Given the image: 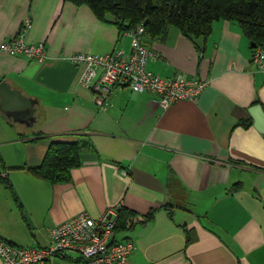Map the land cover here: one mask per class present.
I'll return each instance as SVG.
<instances>
[{
    "label": "crops",
    "instance_id": "0c3cea01",
    "mask_svg": "<svg viewBox=\"0 0 264 264\" xmlns=\"http://www.w3.org/2000/svg\"><path fill=\"white\" fill-rule=\"evenodd\" d=\"M26 18V40L44 41L47 58L0 50V83L33 108L29 114L13 98L0 103V238L46 246L52 225L120 205L137 217L153 210L147 221L116 232L135 245L126 264H264V133L253 121L240 124L252 118L253 104L264 109V72L237 22L215 20L197 38L200 49L175 27L162 39L143 38L157 54L148 70L207 82L195 100L163 109L155 94L127 85L101 91L99 105L77 84L71 53L130 48L131 36L110 16L99 19L68 0H0V42L16 36ZM52 141L81 146L66 181L26 168L41 163ZM33 264L102 263L68 253Z\"/></svg>",
    "mask_w": 264,
    "mask_h": 264
},
{
    "label": "built area",
    "instance_id": "2783aa9c",
    "mask_svg": "<svg viewBox=\"0 0 264 264\" xmlns=\"http://www.w3.org/2000/svg\"><path fill=\"white\" fill-rule=\"evenodd\" d=\"M30 25L26 18L18 34L0 42V50L8 54H22L43 62L47 58L44 41L29 42L24 30ZM131 36L130 48L114 49L108 53L74 52L68 59L79 67L77 84L94 93V101L101 105L104 94L115 85L129 86L137 92L155 94L154 102L165 109L178 100H195L206 80L176 75L163 77L147 69L149 59L157 54L150 50L143 38H149L143 25L123 31ZM252 60L264 72V42L253 47ZM120 205L109 207L97 217L81 211L48 228L50 243L46 246H20L0 238V264L43 263L49 257L75 253L86 261L102 264H126L135 245L129 238L116 239L115 225Z\"/></svg>",
    "mask_w": 264,
    "mask_h": 264
},
{
    "label": "trees",
    "instance_id": "16d2710c",
    "mask_svg": "<svg viewBox=\"0 0 264 264\" xmlns=\"http://www.w3.org/2000/svg\"><path fill=\"white\" fill-rule=\"evenodd\" d=\"M75 5L86 4L99 19L107 16L120 31L143 25L148 37L164 38L169 27H175L199 48L197 38H205L218 19L236 21L250 43L264 42V0H68ZM145 21V22H144ZM253 50V47H252ZM252 118L241 119L249 126ZM77 141H52L38 166L26 167L33 175L49 182L66 181L70 169L80 164ZM7 181V180H6ZM153 217V210L137 217L120 207L115 231L127 229Z\"/></svg>",
    "mask_w": 264,
    "mask_h": 264
},
{
    "label": "water",
    "instance_id": "95a60500",
    "mask_svg": "<svg viewBox=\"0 0 264 264\" xmlns=\"http://www.w3.org/2000/svg\"><path fill=\"white\" fill-rule=\"evenodd\" d=\"M250 46L255 47L256 44L250 43ZM0 94L3 98V100L0 101V103L4 102V100L6 99L11 100V98H13L16 100L15 102L18 104L20 108L24 110H28L29 114L32 113L33 108L28 102L29 99L27 97H24V95H22L20 91L12 89L6 83L1 82L0 83ZM0 107H1V104H0ZM249 112L252 116L253 126L258 131L264 133V109L262 108V106L259 103L253 104L252 106L249 107Z\"/></svg>",
    "mask_w": 264,
    "mask_h": 264
},
{
    "label": "rangeland",
    "instance_id": "374dc122",
    "mask_svg": "<svg viewBox=\"0 0 264 264\" xmlns=\"http://www.w3.org/2000/svg\"><path fill=\"white\" fill-rule=\"evenodd\" d=\"M0 127H4V124L0 123ZM3 139H5V138L0 136V142H3V141H1ZM70 255L74 256L75 254L74 253H70Z\"/></svg>",
    "mask_w": 264,
    "mask_h": 264
}]
</instances>
